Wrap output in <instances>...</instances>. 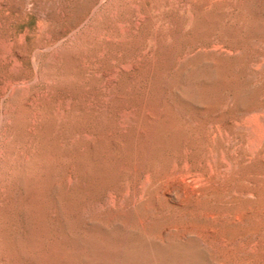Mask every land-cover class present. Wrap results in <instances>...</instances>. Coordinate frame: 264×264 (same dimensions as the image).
Instances as JSON below:
<instances>
[{
  "label": "rangeland",
  "instance_id": "obj_1",
  "mask_svg": "<svg viewBox=\"0 0 264 264\" xmlns=\"http://www.w3.org/2000/svg\"><path fill=\"white\" fill-rule=\"evenodd\" d=\"M0 264H264V0H0Z\"/></svg>",
  "mask_w": 264,
  "mask_h": 264
}]
</instances>
